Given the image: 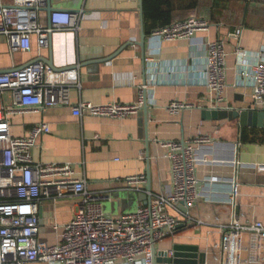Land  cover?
Returning a JSON list of instances; mask_svg holds the SVG:
<instances>
[{
	"label": "crops",
	"instance_id": "crops-1",
	"mask_svg": "<svg viewBox=\"0 0 264 264\" xmlns=\"http://www.w3.org/2000/svg\"><path fill=\"white\" fill-rule=\"evenodd\" d=\"M214 1L170 0L168 24L198 14L210 18V27L191 38L172 42L154 34L159 27L149 34L145 32V67L139 45L140 0H47L48 6L79 17L78 30L53 32L52 47L55 66L76 68L81 88H71L69 105L47 106L39 111L21 112L13 105L10 91L0 98V104L17 110L7 113L13 136L24 137L42 122L50 126L51 132L41 134L32 149L35 163L73 166L76 176L86 181L89 190L103 195V209L110 215L136 211L145 204L139 193L149 196V192L161 194L172 190L171 163L164 156L161 141L190 142L197 136H211L213 142L199 146L196 152L201 198L190 209L205 224L188 228L187 222L156 244L158 251L168 252L176 245H199L207 253V264H221L215 258L223 235L221 225L264 223V143H241L238 120L202 117V110L210 106L214 97L204 82L206 49L219 39L227 52L226 89L220 109H256L252 79L241 77L238 52L245 53L243 68L249 72L257 57L264 56V2L246 3V12L238 22L239 12L235 8L244 0H216L223 4L216 14L223 13L212 18L210 8ZM45 8L38 17L48 26ZM239 30L241 34L237 35ZM122 46L125 48L107 63H93ZM49 52V47L38 46L37 35H33L31 51L12 53L6 36L0 35V71L20 68L37 58L48 57ZM142 85L146 86V112L142 107L136 114L121 119L73 114L72 107L79 102L133 103ZM174 99L194 107L174 115L167 110ZM205 157L209 161L205 162ZM129 176H142L144 180L128 184ZM236 184L239 192L234 204L232 192ZM80 202L79 197L73 196L42 200L40 239L47 244L59 242L62 226L71 221ZM242 240L241 264H264V240L253 247L249 232L242 234Z\"/></svg>",
	"mask_w": 264,
	"mask_h": 264
},
{
	"label": "built area",
	"instance_id": "built-area-1",
	"mask_svg": "<svg viewBox=\"0 0 264 264\" xmlns=\"http://www.w3.org/2000/svg\"><path fill=\"white\" fill-rule=\"evenodd\" d=\"M47 0H0V35L7 38L10 51L32 50V36L37 35L40 48L49 46V34L55 31H76L79 17L68 11L56 10L50 24L40 22L39 11ZM207 16L190 15L154 30L166 42L188 39L210 27ZM240 30L237 35H240ZM226 49L224 42L208 44L205 56L204 82L213 95L207 108L220 109L226 89ZM241 77L252 79L253 102L256 109L264 107V56L260 54L249 72L244 66L245 53L238 52ZM72 87L81 88L76 68L54 71L43 62L30 63L0 73V98L10 91L13 105L21 111H39L49 106L69 105ZM137 101L95 105L79 102L73 114L105 118H126L139 112L145 104L142 85ZM194 105L171 100L167 110L179 115ZM18 110V111H19ZM19 111V112H20ZM9 112L14 106L0 104V264H152L153 248L172 234L181 223L205 224L190 209L200 200L196 168V152L201 145L211 144L208 135L190 142L161 141L164 156L171 163L172 190L157 194L149 192L150 200L131 213L110 215L102 206L103 195L86 187L70 164L35 163L32 149L43 133L51 132L47 123L34 125L24 137L13 136ZM8 113V114H7ZM204 161H209L208 157ZM142 176H129L128 184L143 181ZM239 188L233 187L236 204ZM79 197L80 206L70 222L62 226L60 241L47 244L39 237L40 204L44 199ZM186 208L184 211L182 208ZM222 238L217 245L216 259L221 264H241L242 234L251 233V245L264 240V223L232 222L221 225ZM173 251L169 252V256Z\"/></svg>",
	"mask_w": 264,
	"mask_h": 264
},
{
	"label": "water",
	"instance_id": "water-1",
	"mask_svg": "<svg viewBox=\"0 0 264 264\" xmlns=\"http://www.w3.org/2000/svg\"><path fill=\"white\" fill-rule=\"evenodd\" d=\"M48 13L49 17V24H50V16L51 14L56 11L50 4L45 8ZM140 12H141V21H142V34H141V43L139 44L143 49V62L145 64V40H146V33L144 31V20H143V0H140ZM246 12V11H245ZM52 34H49V56L45 58H37L27 64L30 63H37L43 62L47 67L50 69L57 71L60 68L56 67L53 60V47H52ZM125 46H122L117 52L114 54L101 59L96 60L93 63H104L112 60L116 57ZM25 64V65H27ZM24 65V66H25ZM64 69V68H63ZM8 70H2L0 73H6ZM147 105L143 107L144 112H146ZM202 117L203 119L208 120H238L240 126V132L242 129L247 128H264V110H256V109H215V108H205L202 110ZM150 189V187H148ZM140 197L145 200V204H147L150 200L149 196L145 193H139ZM138 195V196H139ZM181 208L185 211L186 208ZM185 226V223H181L178 225V228ZM196 226L195 222H190L187 224L188 228H193ZM152 264H207V253L205 251H201L199 245L191 246V245H176L173 249V255L169 256L168 251H158L156 247L153 248V261Z\"/></svg>",
	"mask_w": 264,
	"mask_h": 264
},
{
	"label": "trees",
	"instance_id": "trees-1",
	"mask_svg": "<svg viewBox=\"0 0 264 264\" xmlns=\"http://www.w3.org/2000/svg\"><path fill=\"white\" fill-rule=\"evenodd\" d=\"M227 1V0H222ZM252 0H244L236 5V11L239 12V15L236 17V20L239 22L243 19V13L245 12V4ZM257 2H261L264 0H253ZM214 1V4L211 6V17L214 18L220 13L216 14V9L221 5L219 2ZM170 0H143V8H144V27L145 32L149 34L153 29L157 27L164 26L171 21V10H170ZM219 8H223V7ZM241 143H254V142H262L264 143V129L258 128H243L240 137Z\"/></svg>",
	"mask_w": 264,
	"mask_h": 264
},
{
	"label": "rangeland",
	"instance_id": "rangeland-1",
	"mask_svg": "<svg viewBox=\"0 0 264 264\" xmlns=\"http://www.w3.org/2000/svg\"><path fill=\"white\" fill-rule=\"evenodd\" d=\"M261 8H264V3H263V6H261Z\"/></svg>",
	"mask_w": 264,
	"mask_h": 264
}]
</instances>
